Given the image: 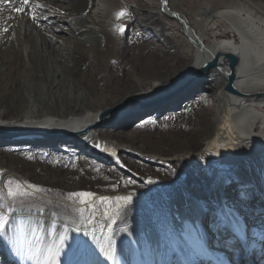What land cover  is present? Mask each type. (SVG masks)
Listing matches in <instances>:
<instances>
[{
  "label": "bare ground",
  "instance_id": "bare-ground-1",
  "mask_svg": "<svg viewBox=\"0 0 264 264\" xmlns=\"http://www.w3.org/2000/svg\"><path fill=\"white\" fill-rule=\"evenodd\" d=\"M168 125L171 150L138 140ZM16 157L71 200L25 202ZM263 214L264 0H0V264H264Z\"/></svg>",
  "mask_w": 264,
  "mask_h": 264
},
{
  "label": "rangeland",
  "instance_id": "rangeland-1",
  "mask_svg": "<svg viewBox=\"0 0 264 264\" xmlns=\"http://www.w3.org/2000/svg\"><path fill=\"white\" fill-rule=\"evenodd\" d=\"M212 30H213L212 39L219 38V37H226V36L232 38L233 35H235V33L233 31H231V29H229L228 27H225V26H221V25H218V26L213 25ZM235 37H237V36L235 35ZM177 38L180 42L183 43V45H185V46L188 45L187 47L189 49H191L190 43L188 42V40L185 37H183V35L181 33H178ZM204 38H206V35H204ZM80 39L84 40L86 42L94 43L93 40H90L86 37H81ZM190 81L191 80H189V82ZM189 82H187V83H189ZM197 90L198 89L196 88V90H194L193 92H195ZM126 102H127V100H125L123 103L125 104ZM129 109H131V108H129V106H128V110ZM210 110H211V106L207 105L206 103H203V104L198 105L194 109V111L186 117L192 119V117L198 115V112L207 113L208 111L210 112ZM131 111H133V110H131ZM136 111H138V110H136ZM128 125H126V126H128ZM167 129L169 130V132H167L164 135V130L162 128H159L156 126L153 128H149L148 130L142 131L141 132L142 134H139L140 136H138V140L141 143H144V142L147 143L154 150H157V149L158 150H171L172 149L171 146H174V144H178V138L180 137V135H178L179 133L177 132V130H178L177 127H175V129H174V127L168 125ZM160 134H163V136H160ZM158 135H159V137H158ZM11 161L13 162L14 166H17V167L22 166L24 168H27V169L31 170L36 175V179H37L36 180V186H34L33 190H31L30 192L27 193L28 195L25 198V200H26L25 202L42 203V202L51 201V202L56 203L57 201H69V200H71V194L69 195V193H68L70 189H68V191H67L63 188L51 187V186L42 184L41 180H43V177H48V176L51 177L52 175H54L53 173H55L54 170H52L53 168H52L50 161H47V163H43L42 161H39V160L26 159L23 157H16V158L11 159ZM132 166H134V169L138 170L143 175V177H145V178H148V176L151 178H154L156 176V174L159 173V172L155 171V169H153V168L151 169L149 167H143V166L136 167L135 165H132ZM22 170H24V169H22ZM103 179H104V177L101 176L96 171L88 170L86 168H83L82 166H76V165L74 166V170L72 173H68L66 175L60 176V181H62V184L66 185V186H72V187H78V186L84 187L87 184L95 185V183H98ZM11 186L14 187L13 184H11ZM70 213L72 216H74L76 218L77 212L72 211ZM262 218L264 220V214L262 215ZM187 231H188V229H187ZM189 231L191 232V230H189ZM260 246L261 245H258V247H260ZM231 250H234V249H231ZM57 254L58 253H55L54 256L56 257ZM210 254H213V253L210 252ZM242 254H244V255H242ZM54 256H53V258L55 259ZM253 256H256V254H254L253 252H250V251L249 252L241 251L240 255L239 254L237 255L236 253H232L228 257V260L226 259L227 260L226 263L228 262V263H232V264H255L251 260V258ZM152 258H153L152 262L156 261V259L158 260V257L154 256ZM209 260H210L209 263H211V262L218 263L212 258H210ZM55 263L56 262L53 263V261L47 262V264H55ZM154 264H156V262ZM203 264H205V262Z\"/></svg>",
  "mask_w": 264,
  "mask_h": 264
},
{
  "label": "water",
  "instance_id": "water-1",
  "mask_svg": "<svg viewBox=\"0 0 264 264\" xmlns=\"http://www.w3.org/2000/svg\"><path fill=\"white\" fill-rule=\"evenodd\" d=\"M229 57L231 58V63H230L231 75H230V77L233 78V75H234L233 74V68L237 62V56L233 55V54H229Z\"/></svg>",
  "mask_w": 264,
  "mask_h": 264
}]
</instances>
